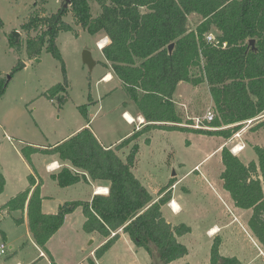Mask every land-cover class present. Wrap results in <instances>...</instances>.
<instances>
[{
  "label": "trees",
  "instance_id": "1",
  "mask_svg": "<svg viewBox=\"0 0 264 264\" xmlns=\"http://www.w3.org/2000/svg\"><path fill=\"white\" fill-rule=\"evenodd\" d=\"M92 1L99 7L95 15L88 0H69L65 9L61 6L52 13L47 12L45 0L36 2L20 28L25 34L26 54L36 58L43 50L47 51L60 63L65 79L57 38L61 32H73L72 26L63 20L70 13L73 23L91 36L102 33L108 37L110 42L101 52L110 65H102L120 80L145 124L113 148H104L90 127L48 147L23 146L21 156L33 173L27 176L28 186L0 206V214L26 210L32 238L39 248L46 250L47 242L62 227L65 217L80 208L84 218L82 231L106 239L95 250V259L103 257L122 233L135 248L152 257L155 254L160 264H170L188 254L178 238L189 234L191 228L172 225L161 210L171 200L169 189L175 178L160 189L159 198L154 201L135 177L133 168L138 153L135 141L153 130L226 140L245 122L264 114V0ZM191 14L201 18L194 30L187 28ZM211 29L216 31L215 38L207 42L206 35ZM250 40H254V46L249 44ZM170 44H173L171 52ZM180 82L194 87L208 86L214 118L201 125L208 129L194 128L192 120L183 123L173 101ZM6 87V82L0 79V98ZM63 92L64 85L57 84L48 95L52 98ZM80 110L86 113L83 107ZM89 122L87 119L86 125ZM263 126L264 120L259 121L253 130ZM145 143L150 144L149 138ZM129 145L130 150L122 159L119 151ZM252 149L256 161L245 164L227 147H222L223 169L219 179L235 208L251 210L247 227L264 249V148ZM35 154L55 156L71 167L63 166L51 175L58 187L101 181L108 183V194L93 195L90 201H66L55 213H42V180L36 176L31 160ZM4 187L5 178L0 172V194ZM14 222L20 225L23 219ZM0 234L3 235L1 231ZM219 247L220 240L215 238L208 264H241L235 256H221ZM48 258L52 262L49 253ZM88 262L95 264L92 259Z\"/></svg>",
  "mask_w": 264,
  "mask_h": 264
},
{
  "label": "rangeland",
  "instance_id": "2",
  "mask_svg": "<svg viewBox=\"0 0 264 264\" xmlns=\"http://www.w3.org/2000/svg\"><path fill=\"white\" fill-rule=\"evenodd\" d=\"M88 1L95 15L99 12V7L92 0ZM36 2L39 0H0V79L7 84L5 93L0 98V172L1 169L10 171L8 182L0 195V205L13 196L14 189L20 187L22 190L27 182L24 176L22 183L18 181L23 172L19 170L17 148L21 149L26 145H54L87 122V119L90 120L88 126L99 133L103 145L108 146L136 125H127L121 116L124 111L131 114L132 110L137 109L136 105L127 97L119 79L114 77L106 83L100 81L106 72L102 62L107 61L102 52L97 50L96 39L75 25L70 13L63 16V20L72 26L74 33L61 32L57 38L66 78L64 79L60 63L47 51L43 50L36 58L27 56L25 34L20 28L27 21ZM44 6L48 13H52L59 8V3L57 0H45ZM200 21L198 15H189L187 28L194 30ZM15 31L20 33L19 42L11 36ZM207 34L213 37V42L216 31L211 29ZM85 52H89L95 62L92 67L82 61ZM7 76L10 78L7 79ZM57 84L64 85V92L50 98L48 92ZM183 85L187 86L186 91L183 90ZM183 85L177 87L175 95L182 97L183 93H190L194 89L190 84ZM198 91L188 112L189 117L198 118L196 124L192 121L194 126L204 121V115L210 108L205 84ZM119 105L122 107L119 108ZM80 107H83L85 114ZM179 114L183 123L188 121L184 120L186 116L181 110ZM262 120L264 114L250 124H243L231 138L221 140L229 150L239 140L246 142L247 148L240 154V160L245 164L256 161L253 146L264 148V126L253 130ZM146 137L150 140L149 145L145 143ZM188 138L192 142L187 141ZM135 142L138 145L135 177L156 198L174 173L173 185L176 186L172 189V197L180 207L174 213L168 203L169 207L163 206L161 210L172 225L184 224L191 228L189 234L178 238L187 247L188 254L170 264H208L211 243L215 238L220 240L221 256H235L243 264H264V249L247 227L251 210H237L229 195H224L219 181L223 166L220 155L210 152L212 141H205L197 136L189 137L184 132L153 130L148 135L140 136ZM131 145L119 151L122 159ZM39 160L35 157V165L38 171H42ZM196 165L198 166L194 168ZM44 181L45 193L54 194L60 199L77 197L84 201L91 191V188L79 184L74 189L58 193L56 190H60L59 187L48 176H44ZM13 216L16 217L15 214ZM80 220V217L74 218V225L79 229ZM0 228L6 231L16 230L11 215H0ZM212 228H215L216 233L210 235ZM81 232L79 231L80 236L85 238ZM89 242L90 239L85 242V246ZM1 243L5 245L7 253L0 256V264H7L16 255L28 261L38 254L29 242L23 243L22 247L25 249L22 253H19L20 247L10 249V244L3 243L0 235ZM70 245L74 250L73 257L70 258L71 264H89L87 260L81 263L80 259L93 246L85 247V251L81 252L74 240ZM100 259L99 264H160L155 254L152 257L140 248L129 250L124 241H119ZM36 263L47 264L45 259Z\"/></svg>",
  "mask_w": 264,
  "mask_h": 264
},
{
  "label": "crops",
  "instance_id": "3",
  "mask_svg": "<svg viewBox=\"0 0 264 264\" xmlns=\"http://www.w3.org/2000/svg\"><path fill=\"white\" fill-rule=\"evenodd\" d=\"M57 1L59 3V8H60L61 5H62L61 4L62 0H57ZM93 37L96 39V44H95L96 47H97V43L98 44H100V42L102 43V47L100 49L97 47V50L98 51H101L110 42L109 39H108V37H106L102 33H99V34H97V35H95ZM102 64H103V62H102ZM104 64H106L107 66L110 65L108 62H104ZM105 68H106V72H105V74L103 76H105L106 74H109L111 76V80H113L114 77H115L114 74L111 72V70L109 68H107V67H105ZM103 76L100 78V81L102 83H106V82L111 81V80H109V81L102 80V78H104ZM184 83L185 82L178 83L177 87L182 86ZM202 85L203 84H201L199 86H196V87L193 86L194 87L193 91H191L190 93H187V94H184L183 93L182 94L183 95L182 97L173 94V101H174V103L176 105L177 111L179 110V112H180V110H181V112L184 113L185 116H186L184 118V120L185 119L192 120L194 122V124H196V121L198 120V118L197 117H194V116H190L189 117L188 116V112H190L189 111V109L191 107L190 105H191V103H192V101L194 99L195 94L197 92H199L198 90L200 89V87ZM177 87H176V89H177ZM176 89H175V91H176ZM183 90L184 91L187 90V86L186 85H183ZM205 93H206V96H207L208 106L210 107L209 110H212L211 108H213V103H212L211 97L209 95L208 86L206 84H205ZM120 107H122V106L119 105V108ZM124 114H128L129 115L130 113H127L126 111L122 112L121 113L122 118H123ZM131 114H132V117L131 118H133V120L135 121L134 123H136V125L134 123L133 124H129V123L125 122L124 121L125 120L124 118H123V121L127 125L128 124L129 125H132V126L135 125V127L132 130L128 131L127 133L121 135L118 139L114 140L113 143H110L108 146L103 145V143H102V141L100 139L99 133H97L96 131H94L91 127H90V129L92 130L93 134L96 136V138L98 139V141L100 142V144L104 148H113L120 141H122L125 138L129 137L134 131L139 130L145 124L144 118L138 112L137 109L132 110L131 111ZM142 119L144 120V123L138 124V121H140ZM85 127H89L88 125H86V122H84L83 124H81L76 130H74L72 133H70L69 135H67L66 137H64L62 140H65V139L71 137L72 135H74L75 133H77L78 131H80L81 129H83ZM184 134L189 135V137H191V136L192 137L197 136V137L204 138L205 141H207V140L212 141L211 143L213 145H212V148H211V151L210 152L211 153H215V155H218V154L220 155V150H221V148L225 144V143H222L221 142V140H222L221 137H209V139H208V137H203L201 135H196V134H193V133H184ZM61 141H59V142H61ZM187 141H191V140L188 138ZM237 144H240V145H243L244 146V149L241 152H239L238 154H236V156L240 159V154H242L246 150L247 145H246V142L241 141V140L237 141ZM40 146L44 148V146H42V145H40ZM16 153H17L18 161L20 162V164H19V170L23 172V174H21V178L18 181L22 183L23 176L27 180V176L29 174H32L33 171L30 169V167L27 164V162L21 156L20 149L17 148ZM35 157L38 158V159H40L39 161H40V164L42 165V171L41 170H39V171L37 170L36 165H35ZM39 157H41V158H39ZM31 160H32V164H33V167L35 169V172H36V176L42 180V186H41V196H42L41 211H42V213H44V214H52V213H55L57 211L58 206L61 205L64 202H66V201H83L82 199H79L77 197L76 198L70 197V198H66V199H60L59 197L55 196L54 194L45 193L44 176H48L51 179V175L54 174V173H56V172H58L63 166L69 167L71 169V167L68 164L63 163V162H60L55 156H45V155H41V154H35V155H33L31 157ZM201 162H203V161H201ZM51 164H53L54 167L53 166L52 167H49ZM197 166L198 165L194 166V168L197 167ZM136 167L137 166L135 164V167L133 168L134 175H135V171H136L135 169H136ZM54 168H56V169H54ZM1 172H2V174L4 176V178H5V186H6V184L8 182V175L10 174V171H7L5 169H1ZM195 172H197V171H195ZM53 182L55 183V181H53ZM79 184H83L84 186L91 188V191H90V194H89L88 199L87 200H84V201H90L93 195H97L96 194L97 193V189L104 190V194H102V195H106V193H108V183L101 182V181H89V183L80 182V183H77V184H75L73 186L66 187V188H60L59 187L58 189H60V190H56V191L58 193H60L62 191L61 193H63V191H66V190H69V189H74ZM220 185H222L221 181H220ZM27 186H28V182L25 183V186L23 187V189H25ZM19 188L20 187H18L17 189H14L15 192L12 194L13 196L15 194H17L18 192H20V191L23 190V189L20 190ZM172 189L173 188H171V187L169 189V191L171 190L170 191L171 200L174 201V202H176L173 199V197H172ZM224 193H225L224 195L228 196V193H226L225 191H224ZM74 194H76V192ZM158 198L159 197L157 196L156 198H153V200L156 201ZM3 204H1V205H3ZM176 204H177V206H179L177 202H176ZM164 206L169 207L168 206V203L166 205H164ZM237 210L241 211L240 209H237ZM13 214H15L16 217H14ZM0 215L1 216H5V215L10 216L11 215V217L13 218V222L16 219H21V218L23 219V222L20 225H16L15 222H14V225L16 227L15 228L16 229L15 231H13L12 229L6 231L5 229L0 228V231L3 233V235L0 234L2 236V238H3V243H9L10 244V246H9L10 249L11 248H16L17 249V248L20 247L21 249H20L19 253H22V251L25 249V248L22 247L23 246V243L24 242H29L31 248L33 250H35V251H38V254L36 256H33L32 258L28 259V261L27 260H24L22 258H19L16 255L13 259H11L10 261H7L6 262L7 264H37L36 262L38 260H40V259H45L47 264H52V262L54 264H71L70 258L73 257V253H74L73 247L70 245V243L72 242V240L75 241L76 246H79L81 252L85 251V247H88L89 248V246H93L89 250V252L88 253L86 252L84 254V256L80 259L81 260V263H82L84 260H87V261L89 259L94 260L95 259V257H94L95 250L98 247H100L106 241V239L100 237L99 235H97L95 233L85 234L82 231V224L84 222V218H83V215H82V212H81V209L80 208L76 209L73 213H71V214H69V215H67L65 217V220H64V223H63L62 227L47 242V244H46V250H42L41 248H39L35 244V242H34V240L32 238L31 232L29 230L26 210H24L23 212L22 211H13V212H9V213L4 211ZM77 217H80L81 218V220H80L81 221V223H80L81 224L80 225V229L81 230L74 225V218H77ZM79 231H82L81 233H84L85 238H83V236H80ZM88 239H90V241H92V243L90 244V242H89V244L85 246V242ZM97 240H98V244H96V241ZM119 241H124V243L128 246L129 250L135 248V246L129 240L128 236L125 235V234L120 233V237L116 241V243L113 245V247ZM59 252H61V254ZM48 253L50 254V256L52 258V262L48 258ZM100 261H101V259H98V260L95 259L94 262H95V264H99ZM241 264H243V263L241 262Z\"/></svg>",
  "mask_w": 264,
  "mask_h": 264
},
{
  "label": "built area",
  "instance_id": "4",
  "mask_svg": "<svg viewBox=\"0 0 264 264\" xmlns=\"http://www.w3.org/2000/svg\"><path fill=\"white\" fill-rule=\"evenodd\" d=\"M206 40H207V42H212L213 37H212L211 35H206ZM97 47L100 49V48H101V47H100V44L97 43ZM104 78H105V77H104ZM104 78H102V80H104ZM123 118H124L125 121H126L127 123H129V124H133V123L135 122L134 120H133V122L128 121V120L125 118V114H124ZM213 118H214V112L208 109V110L206 111V114L204 115V121H206V122H211V121L213 120ZM253 120H254V119H253ZM251 122H252V120H249V121H247V122H245V123L250 124ZM138 123H139V124L144 123V120L142 119V120L138 121ZM245 123H244V124H245ZM201 125H202V123H201L200 125L197 124L196 126H193V127H194V128L208 129L207 127H203V126H201ZM234 135H235V134H234ZM243 149H244V146H243V145L235 144V145L230 149V151H231V153H232L233 155H236V154H238L239 152H241ZM52 166H53V164H51L49 167H52ZM49 167H48V168H49ZM53 167H54V166H53ZM54 169H56V168H54ZM175 186H176V185H172L171 188H174ZM107 194H108V193H106V195H107ZM172 203H173V201L169 202V205H170L171 210H172L173 212H175ZM112 235H114V234H112ZM5 254H6V247H5L4 244H1V245H0V256H4ZM42 255H43V254H42Z\"/></svg>",
  "mask_w": 264,
  "mask_h": 264
},
{
  "label": "water",
  "instance_id": "5",
  "mask_svg": "<svg viewBox=\"0 0 264 264\" xmlns=\"http://www.w3.org/2000/svg\"><path fill=\"white\" fill-rule=\"evenodd\" d=\"M68 2L69 0H66V2L62 5L63 9H65L67 6H68ZM12 37H14L15 41L17 42L19 37H20V33L15 31L11 34ZM249 44L254 46V40H250L249 41ZM173 48V44H170L168 46V51L171 52ZM82 61L84 64L88 65V67H92L95 62L93 61L92 57H91V54L89 52H85L84 56L82 57ZM10 77L7 76V79H9ZM175 176V174L173 173L172 174V177ZM92 243V241H90V244Z\"/></svg>",
  "mask_w": 264,
  "mask_h": 264
},
{
  "label": "bare ground",
  "instance_id": "6",
  "mask_svg": "<svg viewBox=\"0 0 264 264\" xmlns=\"http://www.w3.org/2000/svg\"><path fill=\"white\" fill-rule=\"evenodd\" d=\"M100 47H102V43H101V42H100ZM104 77H105V78H104L105 81H109V80H111V76H110L109 74H106ZM125 118H126L128 121L133 122V118H131L128 114H125ZM96 194H98V195H102V194H104V190H102V189H97V193H96ZM172 205H173L174 210H176L175 212L177 213V212H178V206H177L176 202H173ZM214 229H215V228H212V229H211V232L209 233L210 235H213V234L216 233V230H214Z\"/></svg>",
  "mask_w": 264,
  "mask_h": 264
}]
</instances>
